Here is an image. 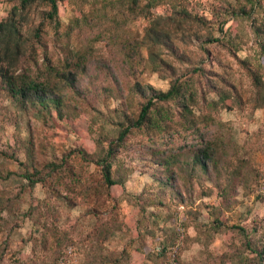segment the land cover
<instances>
[{
  "label": "rangeland",
  "instance_id": "1",
  "mask_svg": "<svg viewBox=\"0 0 264 264\" xmlns=\"http://www.w3.org/2000/svg\"><path fill=\"white\" fill-rule=\"evenodd\" d=\"M56 4L0 0V264H264V0Z\"/></svg>",
  "mask_w": 264,
  "mask_h": 264
},
{
  "label": "trees",
  "instance_id": "2",
  "mask_svg": "<svg viewBox=\"0 0 264 264\" xmlns=\"http://www.w3.org/2000/svg\"><path fill=\"white\" fill-rule=\"evenodd\" d=\"M31 1L33 0H21L20 8L24 9L26 5H28ZM45 2H47L51 7L48 18L50 20L55 19L58 13L56 0H45ZM17 34L18 30L13 23H10L9 21L0 23V63L2 59L5 60L6 57L11 55L12 49H15V51H13L14 54H20L19 51L21 50V47L19 41L15 39ZM12 42L13 44L11 45ZM0 77L4 82L7 90L11 94L10 96L15 100L19 99L24 102L31 103L36 100V102L41 105H45V103H48L50 100H52V97H49L47 95L48 89L44 84L37 83L36 81L23 77V79L17 81V79L13 76H9L7 73H3L1 69ZM179 92V85L175 83L168 91L164 93H154V95L148 98L147 102L142 107L138 118L134 123V127H140L143 123L146 122L149 111L155 102H166L168 100H171L175 98L179 94ZM32 98H35V100H32ZM128 132L129 128L122 129V131L119 133L118 142L121 141ZM105 162L104 166L102 167L103 178L108 186H112L115 184V182L110 179V165Z\"/></svg>",
  "mask_w": 264,
  "mask_h": 264
},
{
  "label": "built area",
  "instance_id": "3",
  "mask_svg": "<svg viewBox=\"0 0 264 264\" xmlns=\"http://www.w3.org/2000/svg\"><path fill=\"white\" fill-rule=\"evenodd\" d=\"M258 194L261 195L262 197H264V179L260 180V182L258 184ZM179 209L182 212L184 207L182 205H180ZM176 227H177V231L179 232V235H183V229H182L181 225H177ZM167 264H174V262H172V260H170Z\"/></svg>",
  "mask_w": 264,
  "mask_h": 264
}]
</instances>
